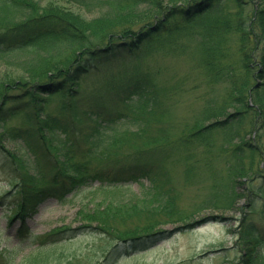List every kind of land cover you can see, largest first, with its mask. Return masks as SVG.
Segmentation results:
<instances>
[{
    "label": "trees",
    "instance_id": "obj_1",
    "mask_svg": "<svg viewBox=\"0 0 264 264\" xmlns=\"http://www.w3.org/2000/svg\"><path fill=\"white\" fill-rule=\"evenodd\" d=\"M64 1L0 0V62L20 69L0 78V170L11 185L0 207L13 223L95 182L152 185L84 205L76 226L27 234L23 224L9 252L0 241V264L134 259L171 233L229 227L235 210L244 251L230 264H264V0H249L259 4L250 21L247 0ZM75 4L98 15L87 19ZM159 53L184 67L160 66ZM161 177L169 190L158 191ZM201 183L213 190L191 195ZM77 241L88 245L73 253ZM231 250L216 251L213 264Z\"/></svg>",
    "mask_w": 264,
    "mask_h": 264
},
{
    "label": "rangeland",
    "instance_id": "obj_2",
    "mask_svg": "<svg viewBox=\"0 0 264 264\" xmlns=\"http://www.w3.org/2000/svg\"><path fill=\"white\" fill-rule=\"evenodd\" d=\"M242 1V0H241ZM246 3L245 10L248 12V21H250L253 11V3L249 0ZM48 3L53 2L54 4L65 5L66 1L64 0H47ZM243 2V1H242ZM231 11H238V7L234 2H230L228 4ZM70 8L76 12L81 14L83 17L87 19H91L92 17H96L98 15L97 10H88L87 8L80 6L78 4L70 5ZM123 53V52H122ZM128 55L127 52H124V57ZM159 65H177L180 67H184L183 62L180 60L178 62L177 58H172L171 56H166L163 54H157ZM172 58V62H171ZM9 64V65H8ZM19 67L16 65H12L10 63L0 62V78L3 80H7L13 72L17 73ZM162 77H166V75H161ZM9 82V81H7ZM59 103V98L53 100L47 105L50 110H54L57 108ZM187 111L184 107L180 108V110L175 111L171 110L169 117L174 114H183ZM4 143L11 149L13 152L20 153V149L18 145L14 142H8L4 140ZM25 156V155H24ZM164 163H167L168 160H164ZM171 170L175 172L174 165L170 163ZM160 172V171H159ZM5 172L0 170V192L10 189L11 185L9 184L8 178L4 176ZM166 177L160 178L159 189L158 191L162 192L165 190H169V184L165 182ZM159 180V179H158ZM173 180L175 183L178 182L177 176H173ZM100 182H95L88 187H83V189L79 190L77 193H69L64 199H60L57 197H48L44 201L39 202L35 205L34 211L27 217V222L29 224V228L32 232H45L49 231L52 228L60 227L62 225L76 226L78 225V213L80 209L84 206L93 207L95 204L101 201H107L109 199L120 200L126 199L130 197L132 194L136 193L138 195H142L144 191V187H150L152 182L146 178H136L129 182L128 186L125 184L120 188H99ZM169 188V189H168ZM161 189V190H160ZM213 188L209 187L207 183H201L196 187L191 189V195L194 194H207L212 191ZM190 191L187 192V195ZM160 195V194H159ZM201 199V196L197 197ZM189 201L186 202L188 204ZM7 209H3L0 207V241L1 246H6V251L9 252L11 248L16 243L17 237V229L14 228L12 231V226H9L11 223V212H7ZM221 212L216 209H208L205 213L211 212ZM228 215H233L240 219L242 215L239 211H230L226 212ZM247 220L252 222L256 219L254 213H249L247 215ZM234 220L231 222V226H223L220 223H216L214 221H209L204 224H200L195 228L181 230L178 232L171 233L169 236L159 241L157 244L143 250L137 258L130 259V255L121 256L115 262L111 264H213L214 259L218 256L215 254L222 247L231 248V251L224 252L223 254L227 256L219 260L220 264H230V259L234 260L237 255H240L244 250V244L242 243V248L236 246L239 242H241V238L237 234L240 222ZM21 220L17 219L15 222L19 223ZM23 221V220H22ZM176 225L179 224H168L165 227L168 229H173ZM88 244L86 242L77 241L73 244L70 249L73 253H78L82 248H85ZM90 245V244H89ZM32 248H28L25 252L26 255L30 253ZM70 250H66V253H70ZM209 251V252H207ZM207 252V253H206ZM222 252V251H221ZM210 254L206 259H203L202 262H197V258L203 254ZM19 261V260H18Z\"/></svg>",
    "mask_w": 264,
    "mask_h": 264
},
{
    "label": "bare ground",
    "instance_id": "obj_3",
    "mask_svg": "<svg viewBox=\"0 0 264 264\" xmlns=\"http://www.w3.org/2000/svg\"><path fill=\"white\" fill-rule=\"evenodd\" d=\"M254 5H253V11L255 12L258 8H259V4H257V2L255 1V2H252ZM252 11V12H253ZM253 14V13H252ZM161 54V53H160ZM178 139L180 140V138H181V134L180 133H178ZM238 210V209H237ZM235 219H236V217H235Z\"/></svg>",
    "mask_w": 264,
    "mask_h": 264
}]
</instances>
